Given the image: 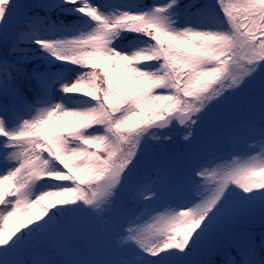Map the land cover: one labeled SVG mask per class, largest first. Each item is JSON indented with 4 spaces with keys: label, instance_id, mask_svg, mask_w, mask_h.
I'll use <instances>...</instances> for the list:
<instances>
[{
    "label": "snow or ice",
    "instance_id": "1",
    "mask_svg": "<svg viewBox=\"0 0 264 264\" xmlns=\"http://www.w3.org/2000/svg\"><path fill=\"white\" fill-rule=\"evenodd\" d=\"M0 264H264V0H0Z\"/></svg>",
    "mask_w": 264,
    "mask_h": 264
},
{
    "label": "trees",
    "instance_id": "2",
    "mask_svg": "<svg viewBox=\"0 0 264 264\" xmlns=\"http://www.w3.org/2000/svg\"><path fill=\"white\" fill-rule=\"evenodd\" d=\"M4 187H6V188H7V187H10V185H8V184H5V185H4Z\"/></svg>",
    "mask_w": 264,
    "mask_h": 264
}]
</instances>
